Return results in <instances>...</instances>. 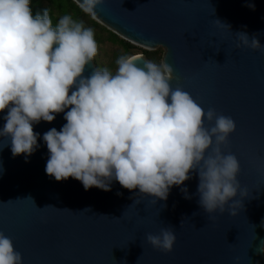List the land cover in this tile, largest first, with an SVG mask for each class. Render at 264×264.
<instances>
[{
    "label": "water",
    "instance_id": "95a60500",
    "mask_svg": "<svg viewBox=\"0 0 264 264\" xmlns=\"http://www.w3.org/2000/svg\"><path fill=\"white\" fill-rule=\"evenodd\" d=\"M96 11L94 20L125 41L163 49L173 89L183 88L205 111L215 108L235 121L223 151L240 162L238 180L248 196L236 199L243 208L235 216L209 217L198 204L196 173L157 202L115 180L110 191L85 190L72 177L56 181L45 172L42 137L66 123L59 113L51 123L34 125L39 147L27 161L24 154L13 157L10 144H0V231L23 264H264V48H237L235 34L259 33L264 45V0H104ZM135 56L139 66L148 60ZM98 65L95 57L84 75ZM4 115L6 110L0 128ZM89 207L91 212L82 211ZM169 226L176 236L171 252L147 243V234Z\"/></svg>",
    "mask_w": 264,
    "mask_h": 264
},
{
    "label": "clouds",
    "instance_id": "9594fccd",
    "mask_svg": "<svg viewBox=\"0 0 264 264\" xmlns=\"http://www.w3.org/2000/svg\"><path fill=\"white\" fill-rule=\"evenodd\" d=\"M31 2L0 0V112L6 110L0 128L3 148L10 144L13 157L24 154L27 161L39 147L40 133L34 125L51 123L64 113L66 123L61 129L53 127L42 137L48 149L45 172L56 181L72 177L85 190L110 191L115 180L157 202L166 201L173 186L183 185L196 173L200 208L209 217L226 212L235 216L243 208L236 197H247L248 192L238 180L239 160L223 151L236 129L232 117L211 107L205 111L183 88L173 89V68L165 61L144 60L139 66L140 58L121 55L115 73L95 68L84 75L98 53L94 30L71 14L62 15L54 26L50 9L33 14ZM75 3L96 19L104 0ZM248 6L254 10L253 4ZM235 34L237 48H264L259 33ZM181 192L186 199L192 198L187 187H181ZM49 206L53 205L45 207ZM145 239L165 253L176 242L172 226ZM0 264H23L22 254L2 231Z\"/></svg>",
    "mask_w": 264,
    "mask_h": 264
},
{
    "label": "trees",
    "instance_id": "16d2710c",
    "mask_svg": "<svg viewBox=\"0 0 264 264\" xmlns=\"http://www.w3.org/2000/svg\"><path fill=\"white\" fill-rule=\"evenodd\" d=\"M31 8L33 14L41 11L44 8L50 9V16L55 26L58 23V19L64 14H71L74 19L81 20L84 22L86 27H91L95 33V39L98 46L104 43H110L113 46H118L109 62L105 67L98 65L100 69L108 68L112 73H115L117 70L116 60L121 55H138L143 54L148 60H151L157 64H160L162 61L163 50L157 49L155 51H147L140 47H137L128 41H125L115 33L111 32L96 20L90 16L84 14L76 5L73 0H32Z\"/></svg>",
    "mask_w": 264,
    "mask_h": 264
},
{
    "label": "rangeland",
    "instance_id": "374dc122",
    "mask_svg": "<svg viewBox=\"0 0 264 264\" xmlns=\"http://www.w3.org/2000/svg\"><path fill=\"white\" fill-rule=\"evenodd\" d=\"M162 49V48H159ZM118 50V46H113L110 43H104L98 46V53L96 57L98 58L99 62L103 67L107 65L110 58L112 57L113 53ZM163 50V49H162ZM164 52V51H163ZM138 55H143L141 52ZM162 62V61H161Z\"/></svg>",
    "mask_w": 264,
    "mask_h": 264
}]
</instances>
